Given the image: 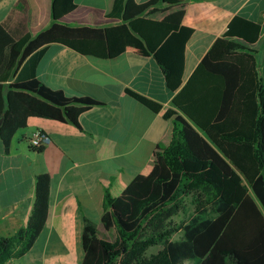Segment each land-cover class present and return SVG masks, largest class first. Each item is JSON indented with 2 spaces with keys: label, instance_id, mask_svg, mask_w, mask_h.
<instances>
[{
  "label": "trees",
  "instance_id": "1",
  "mask_svg": "<svg viewBox=\"0 0 264 264\" xmlns=\"http://www.w3.org/2000/svg\"><path fill=\"white\" fill-rule=\"evenodd\" d=\"M160 1L115 0L107 20L130 25L160 65L168 89L177 93L174 104L184 117L175 120L170 144L163 151L171 178L162 183L160 195L140 202L132 218L116 210L118 201L108 186L101 223L106 231L117 230L121 246L107 250L98 238L97 222L86 218L84 264H264V227L255 237L257 229L252 228L261 222L257 202L264 211V97L260 102L257 52L250 48L259 41L264 18L255 22L236 17L226 37L215 43L185 84L186 47L194 31L144 19ZM28 8V0H20L0 24V119H5L0 136L8 152L32 117L77 125L81 115L103 105L51 89L37 71L51 44L108 59L104 28L63 25L78 5L75 0H54L55 23L34 37L27 28ZM10 91L22 110H9ZM127 93L153 111L160 109L135 92ZM251 191L253 206L248 203ZM188 201L193 215L176 222L187 213ZM50 211L51 177L43 174L36 178V200L27 226L13 237H0V264L35 246ZM156 247L160 250L151 253Z\"/></svg>",
  "mask_w": 264,
  "mask_h": 264
},
{
  "label": "crops",
  "instance_id": "2",
  "mask_svg": "<svg viewBox=\"0 0 264 264\" xmlns=\"http://www.w3.org/2000/svg\"><path fill=\"white\" fill-rule=\"evenodd\" d=\"M20 0H0V24L17 9ZM78 8L62 24L104 28L108 59L84 56L61 45L46 46L39 62L38 78L54 90L101 102L81 115L78 124L32 117L19 131L9 152L0 136V237L10 238L25 228L36 200V178L51 177V211L38 242L24 256L1 264H84L86 218L97 222L102 244L113 251L121 246L116 229L106 231L105 190L110 186L118 201L116 210L132 218L140 202L162 192L171 178L163 158L170 144L175 120L184 117L175 106L163 71L145 41L127 22L107 20L115 0H75ZM139 4L151 0H136ZM54 0H28L27 28L32 36L54 23ZM238 16L251 21L264 18V0H161L144 19L194 31L185 54L186 84L215 43L225 38ZM239 42L245 46L246 43ZM257 52L258 99L264 97V30L250 46ZM135 92L159 105L153 111L127 92ZM9 110L24 107L8 93ZM169 115V116H168ZM38 131L51 138L43 153L30 142ZM253 224L255 237L264 227ZM255 225V226H254ZM113 238L111 241L110 238ZM114 242V243H113ZM17 249L14 248V251Z\"/></svg>",
  "mask_w": 264,
  "mask_h": 264
},
{
  "label": "rangeland",
  "instance_id": "3",
  "mask_svg": "<svg viewBox=\"0 0 264 264\" xmlns=\"http://www.w3.org/2000/svg\"><path fill=\"white\" fill-rule=\"evenodd\" d=\"M248 196H249V198H248V203H249L251 206H253V204H252V203H253V198L255 197L254 194H253V192H252V191L249 192ZM188 203H189V207H188V211H187V213H186V214H181L180 216L176 217V218H175V221H176V222L181 223V222H184V221H188V220L190 219V217L193 215V213H194V209H193L192 205H190V204H191L190 201H188ZM253 208H254V207H253ZM254 209H255V208H254ZM177 238H178V237H176V239H177ZM110 240L112 241L113 238L111 237ZM113 243H114V242H113ZM159 250H160V247L153 248V249L151 250V253H157Z\"/></svg>",
  "mask_w": 264,
  "mask_h": 264
},
{
  "label": "built area",
  "instance_id": "4",
  "mask_svg": "<svg viewBox=\"0 0 264 264\" xmlns=\"http://www.w3.org/2000/svg\"><path fill=\"white\" fill-rule=\"evenodd\" d=\"M51 143V138L42 131H38L31 140L30 145L33 149L39 150L46 148Z\"/></svg>",
  "mask_w": 264,
  "mask_h": 264
},
{
  "label": "water",
  "instance_id": "5",
  "mask_svg": "<svg viewBox=\"0 0 264 264\" xmlns=\"http://www.w3.org/2000/svg\"><path fill=\"white\" fill-rule=\"evenodd\" d=\"M229 40H232V41H241L239 38H230ZM4 121H5L4 118H1L0 119V134H1V128H2V126L4 124Z\"/></svg>",
  "mask_w": 264,
  "mask_h": 264
}]
</instances>
